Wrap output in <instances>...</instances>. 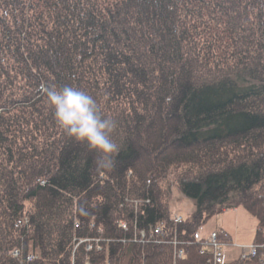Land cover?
<instances>
[{"label":"trees","instance_id":"trees-1","mask_svg":"<svg viewBox=\"0 0 264 264\" xmlns=\"http://www.w3.org/2000/svg\"><path fill=\"white\" fill-rule=\"evenodd\" d=\"M64 86L116 121L110 170L57 124ZM239 207L257 254L223 264H264V0H0V264H206Z\"/></svg>","mask_w":264,"mask_h":264},{"label":"clouds","instance_id":"clouds-1","mask_svg":"<svg viewBox=\"0 0 264 264\" xmlns=\"http://www.w3.org/2000/svg\"><path fill=\"white\" fill-rule=\"evenodd\" d=\"M47 103L64 132L77 143L100 154L98 167L110 170L120 146L112 138L116 121L101 115L98 102L87 92L72 86L45 90Z\"/></svg>","mask_w":264,"mask_h":264},{"label":"rangeland","instance_id":"rangeland-1","mask_svg":"<svg viewBox=\"0 0 264 264\" xmlns=\"http://www.w3.org/2000/svg\"><path fill=\"white\" fill-rule=\"evenodd\" d=\"M172 215L185 216L194 211L195 205L192 199L185 197L179 189H175L174 199L171 202ZM237 210L243 212L244 216L238 221L235 217V213L226 212L224 210L209 219L200 231V235L207 239L210 234L219 226L218 218L228 215V221L233 228L239 226L241 234V242L236 239L231 244L224 246L223 255L225 262H231L238 259L240 256L247 255L250 252V248L253 246L254 234L257 227L256 218L247 212L244 208L239 207ZM222 215V216H220ZM234 230V229H233Z\"/></svg>","mask_w":264,"mask_h":264},{"label":"built area","instance_id":"built-area-1","mask_svg":"<svg viewBox=\"0 0 264 264\" xmlns=\"http://www.w3.org/2000/svg\"><path fill=\"white\" fill-rule=\"evenodd\" d=\"M182 221H183L182 216L178 215L175 217L176 224L181 223ZM76 227H79V225H76ZM165 227L166 225L164 223H161L160 225H157V226L150 225L148 226L147 229L139 230V234H136V239L140 240L141 242L155 241V242L161 243L162 241L158 240L157 237L163 234ZM209 240L211 242V246L207 248V250L211 254V259L206 264H223L224 263L223 250L225 246L224 242L219 238L217 233H213L209 237ZM173 244L174 245L178 244V241H173ZM88 249H91V246H88ZM96 250H101V246L97 245ZM205 251L206 250L203 249L202 252L204 253ZM256 254H257V249L255 246H252L250 248V252L247 255H244L243 257L255 256ZM18 255H19V252H15V256H18ZM183 255H184V251L182 249H178L175 257L176 258L182 257Z\"/></svg>","mask_w":264,"mask_h":264},{"label":"crops","instance_id":"crops-1","mask_svg":"<svg viewBox=\"0 0 264 264\" xmlns=\"http://www.w3.org/2000/svg\"><path fill=\"white\" fill-rule=\"evenodd\" d=\"M229 211L235 213V217L237 218L238 221L240 220L241 217L244 216L243 212L240 210L233 209V210H228L226 212H229ZM220 216H222V215H220ZM228 220H229L228 215H226V214L223 217L218 218L219 226L217 227L216 230L225 231L226 233L230 234L232 242L235 239L238 242H241V234L239 233L240 227L237 226V227L233 228V226L229 223Z\"/></svg>","mask_w":264,"mask_h":264},{"label":"bare ground","instance_id":"bare-ground-1","mask_svg":"<svg viewBox=\"0 0 264 264\" xmlns=\"http://www.w3.org/2000/svg\"><path fill=\"white\" fill-rule=\"evenodd\" d=\"M148 183L149 184H151L152 183V178L150 177L149 179H148ZM224 212V211H223ZM178 224H180V223H178ZM178 224H176V226L178 225ZM221 232H225V231H219V230H214L211 234H210V236L213 234V233H217L218 234V236H220V233ZM209 236V237H210ZM209 237L207 238V239H205V238H203L200 234L198 235V241H203L204 242V247L205 248H209L210 246H211V242H210V240H209ZM254 246V245H253ZM175 260H176V258H175Z\"/></svg>","mask_w":264,"mask_h":264}]
</instances>
